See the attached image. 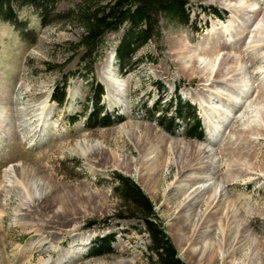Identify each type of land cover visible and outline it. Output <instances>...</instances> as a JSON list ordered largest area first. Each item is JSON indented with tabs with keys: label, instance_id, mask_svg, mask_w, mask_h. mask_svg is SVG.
Here are the masks:
<instances>
[{
	"label": "rangeland",
	"instance_id": "rangeland-1",
	"mask_svg": "<svg viewBox=\"0 0 264 264\" xmlns=\"http://www.w3.org/2000/svg\"><path fill=\"white\" fill-rule=\"evenodd\" d=\"M78 1L57 2L60 16L46 24L14 5L31 28L25 36L0 19V264H154L145 223L119 208V175L147 195L186 264H264V0H189V23L160 18L159 37L138 49L129 71L115 53L123 29L109 33L93 74L76 48L83 29L68 18ZM224 43L220 56H207ZM64 79L60 105L52 94ZM94 83L100 104L119 116L111 126L87 123ZM177 95L195 107L201 139L186 134L191 121L170 125ZM53 184L64 211L45 204ZM98 238L111 239V252L90 256ZM206 242L214 258H195Z\"/></svg>",
	"mask_w": 264,
	"mask_h": 264
},
{
	"label": "trees",
	"instance_id": "trees-1",
	"mask_svg": "<svg viewBox=\"0 0 264 264\" xmlns=\"http://www.w3.org/2000/svg\"><path fill=\"white\" fill-rule=\"evenodd\" d=\"M59 1L0 0V19L12 23L25 36L29 30L31 31V28L28 27L26 20L19 18L16 9L24 6L32 7L37 12L40 23L46 24L50 14L60 16L58 13L55 14V6ZM188 2L189 0H79L76 2V6L70 11L71 15L68 18L83 29L76 48L84 49L80 57L85 64L86 72L93 74L95 63L103 55L106 35L121 29H123L122 36L115 53L120 70H131L136 64L132 58L138 49L154 37H159L160 18L163 17L182 25L189 23ZM14 5L16 9L13 7ZM61 19L64 18H56V21ZM62 83L61 86L59 84L55 86L59 95L56 96V92L52 94L53 99L60 105L66 97L67 79H64ZM91 89L94 93V105L88 113L87 123L93 122L91 127H105L119 121L117 114L108 111L100 104V97L103 94L102 85L94 83ZM177 99V112L170 119V125L173 127L177 125L176 118L191 121L192 125L187 129L186 134L201 139L203 128L195 107L187 102H181L178 95ZM147 110L154 115L158 111L157 104ZM159 121L161 120L158 119ZM117 179L118 186L115 190L121 198L119 208L138 216L145 223L151 241L149 257L150 259L154 257V264H186L177 256L176 249L157 220L153 205L147 195L130 177L119 175ZM110 243L111 239L98 238L90 248L89 255L97 256L110 253Z\"/></svg>",
	"mask_w": 264,
	"mask_h": 264
},
{
	"label": "bare ground",
	"instance_id": "bare-ground-1",
	"mask_svg": "<svg viewBox=\"0 0 264 264\" xmlns=\"http://www.w3.org/2000/svg\"><path fill=\"white\" fill-rule=\"evenodd\" d=\"M256 11H252V12H250V14H253V15H256V13H255ZM255 48L257 47V46H254ZM227 48H229V46L227 45V44H223V45H217V47L214 49V50H212L211 52H209V53H207V56H209V54H213V55H215V56H220V54H221V52L224 50V49H227ZM248 57V55H243V58H247ZM243 58L241 57L240 59H239V62H241V61H243ZM241 60V61H240ZM232 61V60H231ZM224 62L225 63H229V60H227V59H225L224 60ZM196 64H198L197 62H196ZM207 67V66H206ZM199 69V68H198ZM109 71H110V67H108V68H106V73H105V77H104V83H106V85L109 87V90H112L113 89V87H114V85H115V79L113 78L114 77V74L113 73H109ZM205 71V70H204ZM203 71V72H204ZM212 75V73H208V74H205V77H206V82H211L212 80H211V76ZM217 77V76H216ZM86 152V151H85ZM84 152V154H86ZM198 152L199 153H201L202 152V150L200 149V150H198ZM196 180L198 181H200V180H203V178H200V177H196ZM10 185H12V183L10 182ZM187 185H184V186H182V188L181 189H183V188H185ZM47 188H50V189H52V195L50 196V198H52L51 200H49V197L47 198V199H45V201H47V202H45V204L46 205H48L47 207H50V205H49V203L51 204V205H57V207H58V211H64V204L66 203V199L63 197V196H59V195H57V193L56 192H58V190H57V187L53 184V186H52V188L49 186L48 187V185L46 186ZM32 188V190H33V187H31ZM46 188V189H47ZM186 189H188V188H186ZM185 189V190H186ZM28 190V189H27ZM29 191V190H28ZM187 191V190H186ZM30 192V191H29ZM28 192V193H29ZM34 192V191H33ZM40 193V192H39ZM45 193V192H44ZM35 194V193H34ZM55 194L57 195V196H55ZM42 195V194H41ZM28 196H29V194H28ZM30 197V196H29ZM32 197V196H31ZM30 197V198H31ZM51 201V202H50ZM190 201V200H189ZM209 205V204H208ZM224 205V204H223ZM210 207V206H209ZM223 208V207H222ZM222 210V209H221ZM215 212V211H214ZM220 211H216L214 214H212V216H210V217H207L206 216V218L203 220V223H202V225L204 226H208L209 227V225L210 226H212V224H211V222L213 223V221H212V219H213V216L215 215V214H217V213H219ZM197 216V215H196ZM228 216H226V218H227ZM194 221H195V218L193 219ZM192 221V216L188 213V214H186V216L184 217V218H182V228H181V230H180V233L181 232H183L184 234H183V237L186 235L187 236V230H189V227H188V225H189V223L191 224V226H193V223L191 222ZM228 221V220H227ZM228 223V222H227ZM215 225V224H214ZM220 228H221V231H220V235L223 237V240L225 241L226 240V235H227V232H228V230H226L225 228H224V226H223V222H221V223H218L217 224ZM225 225V224H224ZM207 228V227H206ZM231 228V227H230ZM187 229V230H186ZM203 229V228H202ZM228 229V228H227ZM200 232V234L198 233L197 235H196V238H195V240H199L200 239V237L202 236V234H205V233H208L209 231L208 230H204V233H202L201 234V231H199ZM209 235V234H208ZM183 237H182V239H183ZM206 238V237H205ZM202 239H203V237H202ZM208 240V239H207ZM206 241V240H205ZM210 241V240H209ZM226 242V241H225ZM227 244V243H226ZM218 248H221V245H220V247L219 246H217ZM201 248V247H200ZM223 248V247H222ZM215 247L213 246V243L212 242H206V244H205V246L204 247H202L201 249H197V250H193V256L195 257V258H197V256L200 258V256L202 255L203 257H206V256H209V255H211V253H212V257L213 256H215ZM208 252H210V253H208ZM207 253V254H206ZM214 258V257H213ZM210 259H212L211 257H210ZM41 264H44V263H41Z\"/></svg>",
	"mask_w": 264,
	"mask_h": 264
}]
</instances>
